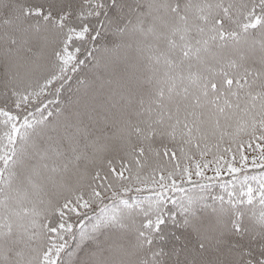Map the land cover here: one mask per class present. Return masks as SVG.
I'll return each mask as SVG.
<instances>
[{
  "label": "snow or ice",
  "instance_id": "snow-or-ice-1",
  "mask_svg": "<svg viewBox=\"0 0 264 264\" xmlns=\"http://www.w3.org/2000/svg\"><path fill=\"white\" fill-rule=\"evenodd\" d=\"M0 264H264V0H0Z\"/></svg>",
  "mask_w": 264,
  "mask_h": 264
}]
</instances>
